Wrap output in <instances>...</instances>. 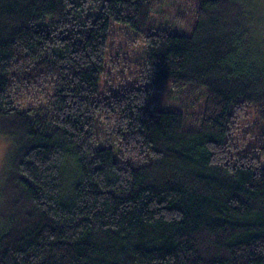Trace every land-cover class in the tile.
I'll list each match as a JSON object with an SVG mask.
<instances>
[{
  "label": "trees",
  "instance_id": "1",
  "mask_svg": "<svg viewBox=\"0 0 264 264\" xmlns=\"http://www.w3.org/2000/svg\"><path fill=\"white\" fill-rule=\"evenodd\" d=\"M153 2L0 0V123L21 141L0 264H264V14L200 0L187 35L153 31ZM112 22L141 34L145 84L99 96ZM165 81L204 88L196 125L156 104Z\"/></svg>",
  "mask_w": 264,
  "mask_h": 264
},
{
  "label": "rangeland",
  "instance_id": "2",
  "mask_svg": "<svg viewBox=\"0 0 264 264\" xmlns=\"http://www.w3.org/2000/svg\"><path fill=\"white\" fill-rule=\"evenodd\" d=\"M199 1L154 0L149 26L153 31L166 30L170 33L191 34L197 22L196 11ZM246 2L262 15L264 14V0H246ZM110 35L106 48L104 74L99 81V96L106 88L120 89L122 92L124 88L131 87V84H145V80H140V75L143 71L142 64L146 59L147 49L141 34L126 24L112 22ZM162 84L161 89L154 91L157 98L156 104L162 108H175L182 111L185 119L189 120L186 122L191 124L188 125H196V117L201 116L206 102L204 88L198 85L197 87L192 85L174 87L169 81ZM50 92L47 85H44L43 94H36L33 98L21 95L20 110L27 109L32 103L36 107L44 101L45 95H50ZM12 119L15 118L10 117V120ZM261 133L263 132L260 129H256L255 132L240 129L232 135L231 139L233 143L247 148L255 142L261 143L263 140ZM18 137L19 135L13 130L1 127L0 123V228L6 224L4 218L11 212L12 200L7 193V184L14 163V152L19 147ZM67 181L66 183L69 184ZM5 228L0 231V234Z\"/></svg>",
  "mask_w": 264,
  "mask_h": 264
}]
</instances>
